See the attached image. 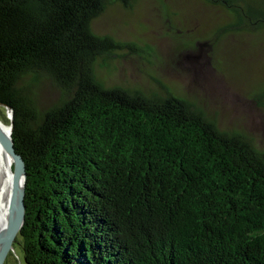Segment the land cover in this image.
Segmentation results:
<instances>
[{"label": "trees", "instance_id": "1", "mask_svg": "<svg viewBox=\"0 0 264 264\" xmlns=\"http://www.w3.org/2000/svg\"><path fill=\"white\" fill-rule=\"evenodd\" d=\"M137 0H0V109L26 168L28 264H264V151L167 90L107 87L94 29ZM264 34V0H202ZM127 46H130L127 44ZM48 79L61 98L43 107ZM7 111V110H6Z\"/></svg>", "mask_w": 264, "mask_h": 264}, {"label": "rangeland", "instance_id": "2", "mask_svg": "<svg viewBox=\"0 0 264 264\" xmlns=\"http://www.w3.org/2000/svg\"><path fill=\"white\" fill-rule=\"evenodd\" d=\"M228 18L202 0L111 5L94 29L121 46L103 53L98 74L107 87L185 97L221 129L246 134L264 151V34L215 32ZM33 89L43 107L61 98L45 78ZM0 117L10 123L6 109ZM4 264H28L19 239Z\"/></svg>", "mask_w": 264, "mask_h": 264}, {"label": "water", "instance_id": "3", "mask_svg": "<svg viewBox=\"0 0 264 264\" xmlns=\"http://www.w3.org/2000/svg\"><path fill=\"white\" fill-rule=\"evenodd\" d=\"M10 119V127L7 128L0 118V141L8 153L12 163V215L5 231L0 235V264H4L11 252L13 245L20 234L26 219V168L22 155L16 150L13 129L14 114L11 107L4 105ZM26 259V258H25ZM27 262V260H26Z\"/></svg>", "mask_w": 264, "mask_h": 264}, {"label": "bare ground", "instance_id": "4", "mask_svg": "<svg viewBox=\"0 0 264 264\" xmlns=\"http://www.w3.org/2000/svg\"><path fill=\"white\" fill-rule=\"evenodd\" d=\"M1 120L7 128L10 127L11 122H6L2 118ZM12 206V163L0 141V235L5 231V228L10 221ZM1 251L2 250H0V255Z\"/></svg>", "mask_w": 264, "mask_h": 264}]
</instances>
